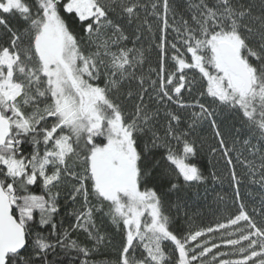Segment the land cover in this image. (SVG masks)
Instances as JSON below:
<instances>
[{"label":"snow or ice","instance_id":"6c2138e0","mask_svg":"<svg viewBox=\"0 0 264 264\" xmlns=\"http://www.w3.org/2000/svg\"><path fill=\"white\" fill-rule=\"evenodd\" d=\"M0 264H264V0H0Z\"/></svg>","mask_w":264,"mask_h":264},{"label":"trees","instance_id":"16d2710c","mask_svg":"<svg viewBox=\"0 0 264 264\" xmlns=\"http://www.w3.org/2000/svg\"><path fill=\"white\" fill-rule=\"evenodd\" d=\"M202 135L209 137L211 133L208 130H204ZM226 191H228L227 184L220 186L215 182H210L206 188H201L199 190V195H193L189 200L190 209L197 210L201 214L211 215L213 209L216 207L214 199L217 194H222Z\"/></svg>","mask_w":264,"mask_h":264}]
</instances>
